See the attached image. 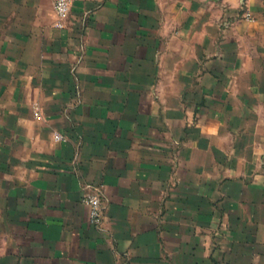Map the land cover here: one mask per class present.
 <instances>
[{"label":"crops","instance_id":"obj_1","mask_svg":"<svg viewBox=\"0 0 264 264\" xmlns=\"http://www.w3.org/2000/svg\"><path fill=\"white\" fill-rule=\"evenodd\" d=\"M57 20L0 0V264H264V0Z\"/></svg>","mask_w":264,"mask_h":264},{"label":"built area","instance_id":"obj_2","mask_svg":"<svg viewBox=\"0 0 264 264\" xmlns=\"http://www.w3.org/2000/svg\"><path fill=\"white\" fill-rule=\"evenodd\" d=\"M74 0H54V9L57 13V26L63 28L66 26V19L71 11V6ZM57 138L62 139L61 136H57ZM82 201L89 207L90 209V221L93 224H98L103 215V196L99 189L86 193Z\"/></svg>","mask_w":264,"mask_h":264}]
</instances>
